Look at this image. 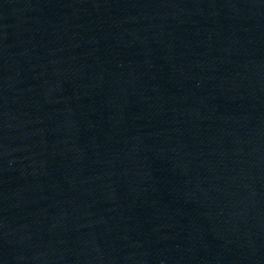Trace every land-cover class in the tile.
Returning a JSON list of instances; mask_svg holds the SVG:
<instances>
[{
    "label": "water",
    "instance_id": "water-1",
    "mask_svg": "<svg viewBox=\"0 0 264 264\" xmlns=\"http://www.w3.org/2000/svg\"><path fill=\"white\" fill-rule=\"evenodd\" d=\"M0 264H264V0H0Z\"/></svg>",
    "mask_w": 264,
    "mask_h": 264
}]
</instances>
